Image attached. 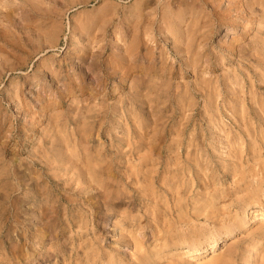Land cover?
Here are the masks:
<instances>
[{
	"label": "rangeland",
	"instance_id": "1",
	"mask_svg": "<svg viewBox=\"0 0 264 264\" xmlns=\"http://www.w3.org/2000/svg\"><path fill=\"white\" fill-rule=\"evenodd\" d=\"M231 1L0 0V264H264V3Z\"/></svg>",
	"mask_w": 264,
	"mask_h": 264
},
{
	"label": "bare ground",
	"instance_id": "2",
	"mask_svg": "<svg viewBox=\"0 0 264 264\" xmlns=\"http://www.w3.org/2000/svg\"><path fill=\"white\" fill-rule=\"evenodd\" d=\"M209 1V0H208ZM230 1V0H229ZM252 4H258V3H264V0H249ZM233 1H231L230 2V4H231V6H232V8H234V9H237V4L239 3V0H235V2H233ZM194 3V2H193ZM229 5V4H228ZM231 6H230V8H231ZM239 6V5H238ZM245 6V5H244ZM233 9V10H234ZM239 11V10H238ZM237 12V11H236ZM222 13V12H221ZM245 13V12H244ZM219 14V13H218ZM233 14V13H232ZM208 15V14H207ZM224 16V15H223ZM238 17L240 18L241 17V12L240 13H238ZM234 23V22H233ZM236 23V22H235ZM209 24V23H208ZM235 27V26H234ZM15 48V47H14ZM52 195H47L46 196V206H45V209L46 210H48V211H50V210H52V208H54V213L55 214H58L59 213V206H52L51 205V200H52ZM61 200L62 201H67V198L65 197V196H62L61 197ZM68 202V201H67ZM214 212V211H213ZM253 214H254V217H261V219L263 220V218H264V209H256V210H254L253 212H252ZM245 214V213H244ZM243 215V214H242ZM47 222V221H46ZM249 222V221H248ZM243 225V224H242ZM213 243L215 244L216 243V240H213ZM194 244V243H193ZM213 244V245H214ZM135 246H138V244L137 245H135ZM195 246V245H194ZM26 247V246H25ZM36 247V246H35ZM196 248H197V250H196ZM203 248V247H202ZM26 249V248H25ZM137 249V248H136ZM201 249V247L200 246H195L194 247V252H196V251H199ZM204 251V250H203ZM218 256H220V254L218 255V253L216 252L215 253V251H213L212 252V255H211V258H210V260L211 261H209L208 263H213V264H215L214 262H216L217 261V259H219V257ZM209 260V259H208ZM223 261H224V259H222ZM155 261V260H154ZM207 263V264H208ZM135 264H141V262L139 261L138 263H135ZM157 264V263H156ZM205 264V263H204ZM221 264V263H220Z\"/></svg>",
	"mask_w": 264,
	"mask_h": 264
}]
</instances>
